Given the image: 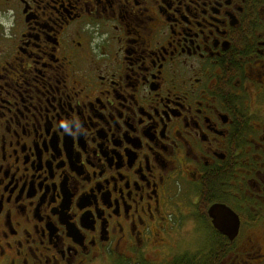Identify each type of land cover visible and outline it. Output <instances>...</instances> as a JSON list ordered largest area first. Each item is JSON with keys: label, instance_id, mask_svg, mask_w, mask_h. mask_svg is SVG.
Wrapping results in <instances>:
<instances>
[{"label": "flooded vegetation", "instance_id": "af4514ba", "mask_svg": "<svg viewBox=\"0 0 264 264\" xmlns=\"http://www.w3.org/2000/svg\"><path fill=\"white\" fill-rule=\"evenodd\" d=\"M0 264H264V0H0Z\"/></svg>", "mask_w": 264, "mask_h": 264}, {"label": "rangeland", "instance_id": "374dc122", "mask_svg": "<svg viewBox=\"0 0 264 264\" xmlns=\"http://www.w3.org/2000/svg\"><path fill=\"white\" fill-rule=\"evenodd\" d=\"M193 245V244H192Z\"/></svg>", "mask_w": 264, "mask_h": 264}]
</instances>
